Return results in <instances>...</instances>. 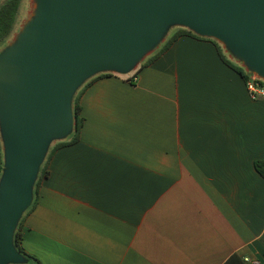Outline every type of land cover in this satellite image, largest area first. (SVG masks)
Instances as JSON below:
<instances>
[{
	"label": "crops",
	"instance_id": "crops-1",
	"mask_svg": "<svg viewBox=\"0 0 264 264\" xmlns=\"http://www.w3.org/2000/svg\"><path fill=\"white\" fill-rule=\"evenodd\" d=\"M204 37L85 89L21 222L41 264H264V99L227 60L261 75Z\"/></svg>",
	"mask_w": 264,
	"mask_h": 264
},
{
	"label": "water",
	"instance_id": "water-1",
	"mask_svg": "<svg viewBox=\"0 0 264 264\" xmlns=\"http://www.w3.org/2000/svg\"><path fill=\"white\" fill-rule=\"evenodd\" d=\"M170 22L224 40L264 78V0H41L37 23L0 60V264L22 260L13 232L48 143L72 131V92L90 74L137 63Z\"/></svg>",
	"mask_w": 264,
	"mask_h": 264
},
{
	"label": "trees",
	"instance_id": "trees-1",
	"mask_svg": "<svg viewBox=\"0 0 264 264\" xmlns=\"http://www.w3.org/2000/svg\"><path fill=\"white\" fill-rule=\"evenodd\" d=\"M22 0H5L1 5H0V46L4 44L6 39L9 37V35L12 33L14 30L18 13L20 10V5H21ZM183 35H189L197 38H202L204 39V36H200L191 30L184 28V27H178V30L171 35L162 45V47L156 52L150 55L140 66L138 67L137 71L135 72V75L139 72V70L154 62L157 58H159L164 52H166L172 44L180 37ZM220 49V47H219ZM224 57V56H223ZM227 63L232 66L235 70H237L239 73H241L245 79L249 78L250 74L246 72V70L237 65L234 64L230 61L227 60ZM113 73L111 72H101L94 77L88 79L84 84L83 87L78 91V93L75 95L72 103V118H73V125H72V131L70 134V137L68 140H62L57 142V144L49 149V152L46 156L45 154V160H43L40 164L39 170L36 174L35 180L32 185V191H31V202L27 206V208L22 212L21 216L19 217L17 221L16 228L13 232V237H12V243L17 251V253L21 256L22 260L16 264H22V261H27L28 262H35V264H41L40 260L33 255L29 254L26 252L23 244H22V232H21V222L22 219L24 218V215H26L28 212L33 210L37 202L39 200L40 196V186L42 181L48 176L49 171H48V162L50 158L52 157L53 153L55 150L59 147L65 146V145H70L72 143H75L76 141L79 140L80 134H81V129L84 124V118L81 114L82 107H81V96L84 93L85 89L91 85L95 80L104 77V76H111ZM134 79V78H133ZM133 81V80H132ZM256 169L264 176V159L263 160H257L255 162ZM6 168L5 161L3 159V154H2V147L0 144V180L3 176V172ZM232 262V261H231ZM228 261L226 264H234ZM238 264H244L238 263Z\"/></svg>",
	"mask_w": 264,
	"mask_h": 264
},
{
	"label": "rangeland",
	"instance_id": "rangeland-1",
	"mask_svg": "<svg viewBox=\"0 0 264 264\" xmlns=\"http://www.w3.org/2000/svg\"><path fill=\"white\" fill-rule=\"evenodd\" d=\"M5 0H0V5ZM41 13V0H22L20 5V10L18 13L17 21L14 27V30L9 35V37L6 39L4 44L0 46V60L4 58L7 54H9L12 50H14L23 40L25 34L29 32L30 29L34 27V25L37 23ZM178 27H184L183 25L176 23V22H170L167 23L157 38V40L154 42L153 45H151L149 48H147L138 58L136 61L138 64H142L144 60H146L150 55L153 53H156L163 45V43L171 36L173 35L177 30ZM192 32L196 33L194 30L184 27ZM215 41L220 45L223 53L226 54L227 57L231 58L236 63H242V58L239 53L234 52L233 50L229 51L226 48V43L219 41L218 38H214ZM233 52V53H232ZM136 63V64H137ZM102 71L96 72L93 75L90 74L86 79H84L83 82L80 83L76 87V89L72 92L70 97V107H71V114H72V103L75 95L78 93V91L83 87V84L93 76L101 73ZM1 96L2 93L0 92ZM1 99V98H0ZM1 113V100H0V144L3 147L2 151L4 149V152L6 153V150L8 149V140L7 135L5 132V123H4V117ZM71 132L66 136V138L70 137ZM2 142V143H1ZM55 138H52L50 142L48 143V148L46 151V156L49 152V149L56 143ZM45 156L44 159L45 160ZM17 263V262H16ZM16 263H7V264H16Z\"/></svg>",
	"mask_w": 264,
	"mask_h": 264
},
{
	"label": "built area",
	"instance_id": "built-area-1",
	"mask_svg": "<svg viewBox=\"0 0 264 264\" xmlns=\"http://www.w3.org/2000/svg\"><path fill=\"white\" fill-rule=\"evenodd\" d=\"M246 87L253 99H264V78L250 74L249 78L246 79ZM244 262L245 264H260V261L255 258H246Z\"/></svg>",
	"mask_w": 264,
	"mask_h": 264
}]
</instances>
